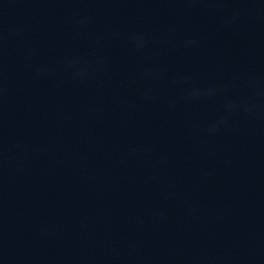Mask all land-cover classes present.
Segmentation results:
<instances>
[{
    "label": "water",
    "instance_id": "obj_1",
    "mask_svg": "<svg viewBox=\"0 0 264 264\" xmlns=\"http://www.w3.org/2000/svg\"><path fill=\"white\" fill-rule=\"evenodd\" d=\"M0 264H264V0H0Z\"/></svg>",
    "mask_w": 264,
    "mask_h": 264
}]
</instances>
